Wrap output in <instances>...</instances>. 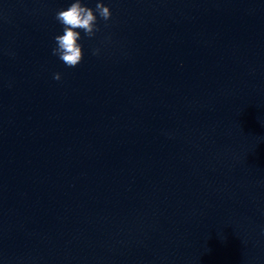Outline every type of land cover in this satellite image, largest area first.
I'll list each match as a JSON object with an SVG mask.
<instances>
[{
  "label": "water",
  "instance_id": "1",
  "mask_svg": "<svg viewBox=\"0 0 264 264\" xmlns=\"http://www.w3.org/2000/svg\"><path fill=\"white\" fill-rule=\"evenodd\" d=\"M72 2L0 0V264H264V0H99L68 68Z\"/></svg>",
  "mask_w": 264,
  "mask_h": 264
},
{
  "label": "clouds",
  "instance_id": "2",
  "mask_svg": "<svg viewBox=\"0 0 264 264\" xmlns=\"http://www.w3.org/2000/svg\"><path fill=\"white\" fill-rule=\"evenodd\" d=\"M97 17L107 22L111 17L110 9L97 0L95 9L85 6L82 0H73L72 3L55 13L54 19L62 26V34L54 36L55 47L52 54L68 68H75L82 60V46L79 41L84 37L93 38L99 31ZM98 49L92 50L97 55ZM53 79L59 81L60 73H54Z\"/></svg>",
  "mask_w": 264,
  "mask_h": 264
}]
</instances>
